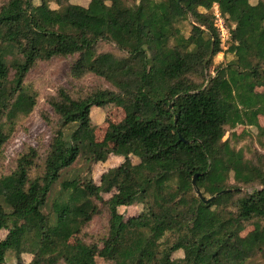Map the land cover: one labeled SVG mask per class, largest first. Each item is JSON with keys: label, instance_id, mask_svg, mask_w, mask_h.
Segmentation results:
<instances>
[{"label": "trees", "instance_id": "trees-1", "mask_svg": "<svg viewBox=\"0 0 264 264\" xmlns=\"http://www.w3.org/2000/svg\"><path fill=\"white\" fill-rule=\"evenodd\" d=\"M215 7L233 58L217 66ZM73 56V80L94 75L114 89L59 87L47 98L56 124L41 113L53 131L46 151L26 146L1 175L4 148L39 104L28 74L39 62ZM94 107L124 112L101 141ZM261 117L264 0H3L0 264L10 252L16 264H97L96 256L112 264H264V153L245 142L256 138L264 149ZM111 156L122 164L96 184L93 166ZM197 188L214 199L205 202ZM99 204L109 219L90 235ZM140 205L137 216L119 212ZM23 254L34 258L26 263Z\"/></svg>", "mask_w": 264, "mask_h": 264}, {"label": "rangeland", "instance_id": "rangeland-1", "mask_svg": "<svg viewBox=\"0 0 264 264\" xmlns=\"http://www.w3.org/2000/svg\"><path fill=\"white\" fill-rule=\"evenodd\" d=\"M128 3H132V0H126ZM3 0H0V5ZM73 3L79 4L82 6H87L90 0H72ZM252 4H256L257 0H251ZM53 8H57L55 4H51ZM214 12L217 15L216 26L219 27L221 38H222V49L223 53L218 54L214 58L215 66L231 61L233 58L231 55H225L226 50L229 47L228 37L229 30L225 25L223 18L220 16L218 7L214 8ZM184 33L188 36L191 31L190 22H186L182 25ZM101 50L111 51L118 53L115 50V46L102 44ZM78 56L67 57V58H54L48 62H39L37 66L30 71L26 78V84L33 85L36 90H38L40 94L39 104L35 111L27 118L21 119L19 126L14 133L10 142L6 145L3 150V162L1 168V175L10 174L16 167V161L20 153L23 152L24 148L28 145L36 147L40 149L43 153L46 151L47 146L53 137V131L49 125L43 120L41 117L42 112H46L51 115L53 121L56 116L52 108L47 103V98L51 95H55L59 87H65L73 92H89L95 90L97 88L103 89H114L112 85L106 82L104 79L98 78L94 75H88L81 81H75L70 76V67L75 59ZM91 117L94 124L98 125L96 137L98 141L103 140L105 133L109 127V124H117L124 119V112L119 108L111 107V110H103L100 108H92ZM260 122L263 125L264 120L261 117ZM56 120L54 123L56 124ZM242 128H239L238 131L242 132ZM253 137L256 134V129H250ZM230 133L226 135L228 138ZM247 144H250L254 149L259 152L264 153V149H262L256 141V138H248L245 141ZM134 163H139V159L133 158ZM123 159L116 156H111L106 163H100L93 166L92 176L96 184H100L101 176L110 168L118 167L122 164ZM83 162H78L75 165V168H82ZM85 174V173H84ZM104 200H108L111 197V194H103ZM99 208L101 213L94 217L92 222L88 225L85 232L88 234H98L102 231L103 226H105L108 222L109 216L108 212L102 204H99ZM143 207L140 206H132V207H121L119 208V212L124 216L125 219L131 218L133 216H137ZM252 228H248L243 235H247ZM7 235L6 231H2L0 234V239H4ZM77 237L71 240V243H76ZM183 257V253L181 251L175 253L173 258L179 259ZM16 255L13 252H10L7 255L6 264H16ZM33 256L31 254H23L22 259L26 263H30L33 260ZM97 264H112L110 261H105L101 259V257L96 256Z\"/></svg>", "mask_w": 264, "mask_h": 264}, {"label": "water", "instance_id": "water-1", "mask_svg": "<svg viewBox=\"0 0 264 264\" xmlns=\"http://www.w3.org/2000/svg\"><path fill=\"white\" fill-rule=\"evenodd\" d=\"M197 177H198V175L196 174L195 176H194V178H193V185L194 186H196V179H197ZM197 190V194L199 195V197L202 199V200H205L204 199V197H203V195H202V193H201V191L197 188L196 189ZM214 198H211V199H209V200H205V202H209V201H211V200H213Z\"/></svg>", "mask_w": 264, "mask_h": 264}, {"label": "built area", "instance_id": "built-area-1", "mask_svg": "<svg viewBox=\"0 0 264 264\" xmlns=\"http://www.w3.org/2000/svg\"><path fill=\"white\" fill-rule=\"evenodd\" d=\"M216 15V14H215ZM216 19H217V15H216ZM217 27V26H216ZM218 29H219V27H217ZM219 31H220V29H219ZM221 32V31H220Z\"/></svg>", "mask_w": 264, "mask_h": 264}]
</instances>
